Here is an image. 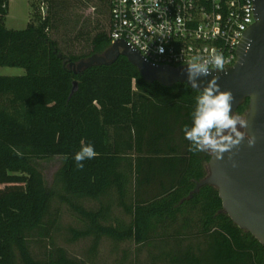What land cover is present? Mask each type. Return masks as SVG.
<instances>
[{"label":"trees","instance_id":"obj_1","mask_svg":"<svg viewBox=\"0 0 264 264\" xmlns=\"http://www.w3.org/2000/svg\"><path fill=\"white\" fill-rule=\"evenodd\" d=\"M44 1L47 14L33 4L32 23L16 31L0 0V70H26L0 76V264H86L57 243L64 209L83 225L68 241L92 239V255L109 239L153 249L149 264H264V246L226 214L218 190L194 193L212 156L189 151L182 131L199 92L148 84L125 57L75 74L70 62L104 54L109 33L89 54L65 55ZM248 111L246 100L236 114ZM82 143L99 155L77 170ZM55 157L66 162L47 189L33 162Z\"/></svg>","mask_w":264,"mask_h":264},{"label":"water","instance_id":"obj_2","mask_svg":"<svg viewBox=\"0 0 264 264\" xmlns=\"http://www.w3.org/2000/svg\"><path fill=\"white\" fill-rule=\"evenodd\" d=\"M253 3L256 21L243 33L237 50V63L229 70L212 72V75L220 76L221 90L233 92V112L237 113L242 103L249 100L245 132L256 137V144L249 147L245 140L231 153H224L221 160L212 154L208 164L209 175L197 184L194 193L206 186L215 187L226 214L264 246V0H253ZM59 57L64 59L63 55ZM120 57L127 58L148 84L158 83L162 87L186 84L199 92L188 83L187 66L151 64L123 39L116 40L104 54H94L79 63L70 62L69 67L79 74L94 66H111ZM209 79L211 76L199 78L204 84ZM77 86L75 83L73 93ZM233 162L236 167L232 166Z\"/></svg>","mask_w":264,"mask_h":264},{"label":"built area","instance_id":"obj_3","mask_svg":"<svg viewBox=\"0 0 264 264\" xmlns=\"http://www.w3.org/2000/svg\"><path fill=\"white\" fill-rule=\"evenodd\" d=\"M155 4L154 0H112L109 37L112 45L123 39L158 66H187L193 56L206 58L215 48L227 60L224 71L229 70L237 63L243 33L256 21L253 0H155ZM143 17L151 25L145 26Z\"/></svg>","mask_w":264,"mask_h":264},{"label":"rangeland","instance_id":"obj_4","mask_svg":"<svg viewBox=\"0 0 264 264\" xmlns=\"http://www.w3.org/2000/svg\"><path fill=\"white\" fill-rule=\"evenodd\" d=\"M33 4L42 6L43 13L48 12L49 5L43 0H7L8 15L5 19V27L8 30H26L32 23ZM53 4V12L57 14L59 21L50 34L59 43L65 55H87L92 49L91 39L97 33H109L111 5L107 0H53ZM25 75L26 70L22 68L0 70L1 77ZM243 118L246 119V117ZM65 162L64 157L33 162L43 175L47 189L52 187L56 173L65 165ZM61 223L63 229L56 236L57 243L67 250L71 258L83 260L86 264H149L151 254L155 253L153 249H141L131 242L115 243L112 240L103 239L98 253L92 255L90 252L93 245L92 239H84L76 243L68 241L70 228L83 229V225L69 210L64 209ZM39 252L40 250L37 249V253Z\"/></svg>","mask_w":264,"mask_h":264},{"label":"clouds","instance_id":"obj_5","mask_svg":"<svg viewBox=\"0 0 264 264\" xmlns=\"http://www.w3.org/2000/svg\"><path fill=\"white\" fill-rule=\"evenodd\" d=\"M154 6H158L155 4ZM139 19V17H138ZM145 26L151 22L143 17ZM161 53L163 48L160 49ZM227 60L222 51L213 48L207 57L195 55L187 65L188 83L193 89L199 90L195 98V106L191 112V124L184 125L182 131L184 138L190 142L189 151L211 152L218 160L223 159L224 153L238 148L247 140L249 147H254L256 137L248 135L244 129L248 127V120L233 112L235 97L231 90H221L219 75L212 72H224ZM206 84L199 80L200 77H209ZM204 86L201 88V85ZM17 155H22L17 151ZM99 154L93 144H83L79 151L74 154V162L77 170H83L84 161L94 159ZM231 159V156L229 157ZM233 167L236 163L233 162Z\"/></svg>","mask_w":264,"mask_h":264}]
</instances>
